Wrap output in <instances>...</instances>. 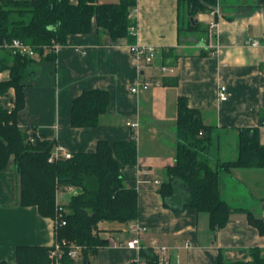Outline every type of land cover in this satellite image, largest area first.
I'll use <instances>...</instances> for the list:
<instances>
[{"label":"crops","instance_id":"crops-1","mask_svg":"<svg viewBox=\"0 0 264 264\" xmlns=\"http://www.w3.org/2000/svg\"><path fill=\"white\" fill-rule=\"evenodd\" d=\"M215 7L219 11L216 28H209L210 11L198 13L195 18L205 31L181 36L177 0H136L130 16L136 23L132 41H112L93 25L88 33L68 35L50 57L35 56L22 81L24 107L17 124L65 145L72 153L93 152L100 140L114 143L135 137L136 162L123 164L120 171L124 184L137 192L138 217L133 221L146 228L141 244L148 247L156 239L166 246L168 264H217L219 253L228 262L250 261L255 247L264 257V234L248 221V212L264 221V168L219 169L220 196L231 213L215 235L207 212L167 207L159 193L168 180L166 168L175 162L180 96L202 113L209 137L201 156L212 166L238 158L242 128L257 127L264 146V5L258 0H217ZM249 37L258 39L260 46H245ZM133 43L156 48L150 65L138 61L129 48ZM75 46L85 48L86 54ZM161 65L174 70L162 73ZM138 82L149 86L132 93L130 88ZM221 84L230 93L226 101L217 97ZM95 89L109 96L97 124L71 126L73 100ZM8 93L12 105L14 90ZM130 119L138 121L137 128L126 125ZM19 192L10 158L0 171V262L5 264H16L19 245L54 242V220L41 216L36 206H22ZM70 198L65 187L56 191L57 204L65 207ZM127 224H98L111 231L99 232L108 243L90 256L92 263L129 264L136 258L138 253L125 245L132 236Z\"/></svg>","mask_w":264,"mask_h":264},{"label":"trees","instance_id":"trees-1","mask_svg":"<svg viewBox=\"0 0 264 264\" xmlns=\"http://www.w3.org/2000/svg\"><path fill=\"white\" fill-rule=\"evenodd\" d=\"M258 1L264 5V0ZM216 4L217 0H177L178 33L205 31L200 29L202 25L195 16L210 11ZM135 5L136 0H1L0 41L21 39L32 44L41 58L53 55L47 51L42 56L43 46L54 41L64 44L68 35L88 33L93 25L112 41L119 38L132 41L135 35L128 29L135 22L129 14ZM182 7L188 18L185 24L180 18ZM171 50L168 49V53ZM33 60L34 57L0 49V71H9V77L0 81V171L12 158L18 175L20 204L36 206L41 216L54 220V242L51 246H17L16 264H50L48 254L56 243L61 247L60 264H94L90 256L108 243V239L100 236L98 224L102 221L123 224L138 217L136 189L124 184L120 171L123 164L136 162L135 137L114 143L100 140L93 152H75L70 158L49 161L54 141L43 138L34 129L18 125L16 120L24 107L22 81ZM10 88L14 90L13 104L6 107L3 97H7ZM108 100L104 90L82 92L73 100L71 126H95ZM176 132L175 162L166 168L168 180L159 187L163 204L174 209L207 212L209 227L215 235L231 213L220 196L219 169L264 168V146L259 143L257 127L240 130L239 154L235 161L215 166L201 156L209 137L202 113L190 107L183 96L177 99ZM67 185H75L80 191L71 196L66 211L63 205L56 203V191ZM61 220L65 221L64 225L59 224ZM248 221L264 234L262 219L248 212ZM72 245L80 247L81 258L77 262L68 255ZM251 255L250 261L228 262L219 253L217 264H264L258 247L251 250ZM139 256L144 264H159L150 247H143Z\"/></svg>","mask_w":264,"mask_h":264},{"label":"built area","instance_id":"built-area-1","mask_svg":"<svg viewBox=\"0 0 264 264\" xmlns=\"http://www.w3.org/2000/svg\"><path fill=\"white\" fill-rule=\"evenodd\" d=\"M72 1L75 2L76 0H72ZM0 3H1V0H0ZM218 13L219 11L216 7L210 10V15L212 16V18L210 19L208 23L210 29H214L217 27V21L215 17L218 16ZM130 16H131V12L129 14V17ZM128 30L131 34L135 35L136 34V23H132L129 26ZM61 45H62L61 43L54 41L50 43L49 45L43 46V52L46 53L47 51H51L55 53L56 51L59 50ZM244 45L250 46V47H259L260 41L258 39L249 37L245 40ZM129 48L133 52V54L136 56L138 61L143 62L146 65H150L153 62L155 55H156V48L154 46L138 45V44L133 43V44H129ZM0 49H6L11 52L17 53L21 56L24 55L27 57H35L38 55L36 48L32 44L25 42L18 38H13L11 40L4 39L0 41ZM216 49L218 51H221L218 46H216ZM75 50L79 51L82 55L86 54L85 48L75 46ZM160 70L162 73H167V72H173L174 68L170 66L161 65ZM8 77H9L8 70L0 71V81L6 80ZM148 86L149 84L146 82H142V83L138 82L130 88V91L132 93H137L140 90L147 89ZM229 95L230 93L228 92L227 87L223 84L219 85L218 91H217L218 99L220 101H226ZM126 125L131 128H137L138 121L130 119L126 121ZM29 140L30 142H33V137H30ZM70 157H72V152L65 145L61 143H56L54 144V147L50 153L48 160L54 161L58 159H67ZM155 183L158 184L159 181L155 180ZM65 188L71 193V196L79 193L80 191L79 187L75 185H67L65 186ZM59 224L64 225L65 221L61 220ZM145 230H146L145 226L141 225L138 222L130 221L127 224V231L131 233L132 236L129 239H127L125 245L126 247L131 248L138 253L136 258L133 260L136 262V264H144V261L139 256V251L144 247L141 244L140 236ZM148 247H150L152 251L157 255L159 264H168L167 258L165 256V252L167 250L166 246L159 245L156 239H151ZM60 248H61L60 245L56 243L54 247L49 251L48 256H49V259H51L50 264H60V261H59V257L61 256ZM79 251H80L79 246L72 245L68 252V255L70 256V258L75 259Z\"/></svg>","mask_w":264,"mask_h":264},{"label":"rangeland","instance_id":"rangeland-1","mask_svg":"<svg viewBox=\"0 0 264 264\" xmlns=\"http://www.w3.org/2000/svg\"><path fill=\"white\" fill-rule=\"evenodd\" d=\"M112 1V0H111ZM180 18H181V21H182V23L183 24H185L186 23V21H187V14H186V10H185V7H182V9H181V12H180ZM202 27H200V29H201ZM198 31H200V32H204V31H202V30H198ZM184 35H188V33H187V31H183V32H181V36H184ZM10 95V94H9ZM14 96V95H13ZM10 98L12 99L13 97H11L10 96ZM3 99H4V102L6 103V104H4L6 107H11V104H9L8 103V100H9V97H8V95H7V97H3ZM10 105V106H9ZM65 208V207H64ZM65 210L67 211V209L65 208ZM98 228H99V226H98ZM100 229V231H102V232H100L101 233V235L104 233L105 235H106V232L105 231H111V230H105L104 228H99ZM103 234V235H104ZM80 258H81V256H80V254L78 253V255H77V257L75 258V259H73V261L74 262H77V261H79L80 260Z\"/></svg>","mask_w":264,"mask_h":264},{"label":"water","instance_id":"water-1","mask_svg":"<svg viewBox=\"0 0 264 264\" xmlns=\"http://www.w3.org/2000/svg\"><path fill=\"white\" fill-rule=\"evenodd\" d=\"M190 20H191L192 23H194V19H193V17H190Z\"/></svg>","mask_w":264,"mask_h":264}]
</instances>
